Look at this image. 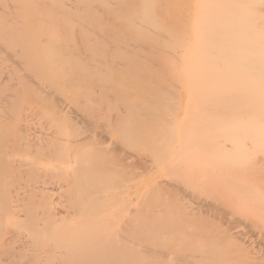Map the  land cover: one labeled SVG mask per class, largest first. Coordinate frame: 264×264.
<instances>
[{
  "label": "bare ground",
  "instance_id": "6f19581e",
  "mask_svg": "<svg viewBox=\"0 0 264 264\" xmlns=\"http://www.w3.org/2000/svg\"><path fill=\"white\" fill-rule=\"evenodd\" d=\"M249 1L169 66L102 33L115 0H0V264H264Z\"/></svg>",
  "mask_w": 264,
  "mask_h": 264
},
{
  "label": "rangeland",
  "instance_id": "374dc122",
  "mask_svg": "<svg viewBox=\"0 0 264 264\" xmlns=\"http://www.w3.org/2000/svg\"><path fill=\"white\" fill-rule=\"evenodd\" d=\"M97 2V0H91ZM116 11L110 14L103 10L102 33L113 34L111 27L117 25V33L132 53L144 52L149 47L156 55L155 62L161 65H181L180 57L194 48L193 35L213 34L217 26H226L228 18L221 12L226 7L249 3V0H115ZM92 12L90 6L89 12ZM92 14V13H91ZM90 14V15H91ZM139 14L148 18L143 21ZM203 19L211 23L213 29L203 26ZM209 20V21H208ZM220 21V22H217ZM214 22V23H213ZM219 23V24H218Z\"/></svg>",
  "mask_w": 264,
  "mask_h": 264
}]
</instances>
